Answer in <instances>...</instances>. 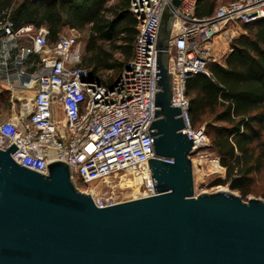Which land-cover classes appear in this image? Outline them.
<instances>
[{
	"label": "built area",
	"instance_id": "built-area-1",
	"mask_svg": "<svg viewBox=\"0 0 264 264\" xmlns=\"http://www.w3.org/2000/svg\"><path fill=\"white\" fill-rule=\"evenodd\" d=\"M199 2L181 0L174 7L170 42L172 104L183 120L180 130L194 141L192 158L209 145V137L204 126L192 124L187 79L209 75L213 42L226 23L264 18V0H230L208 16L197 15ZM167 4L172 0H131L138 33L132 56L111 85L92 78L81 64L77 33L61 32L51 42L45 27L16 28L10 12L0 18V90L10 92L13 110L20 106L15 116L1 118L0 113V147L7 149L14 142L15 161L43 173L50 160L64 159L100 207L157 194L149 161L156 155L157 37ZM27 89H35L32 98L16 94ZM112 175L119 176L120 185L131 182L130 198L118 199L108 186L102 194L93 193L92 185Z\"/></svg>",
	"mask_w": 264,
	"mask_h": 264
},
{
	"label": "water",
	"instance_id": "water-1",
	"mask_svg": "<svg viewBox=\"0 0 264 264\" xmlns=\"http://www.w3.org/2000/svg\"><path fill=\"white\" fill-rule=\"evenodd\" d=\"M180 3L165 5L157 37L159 118L149 161L157 194L100 207L64 159L43 173L15 161L14 142L0 147V264H264V199L195 193L194 141L172 104Z\"/></svg>",
	"mask_w": 264,
	"mask_h": 264
},
{
	"label": "trees",
	"instance_id": "trees-1",
	"mask_svg": "<svg viewBox=\"0 0 264 264\" xmlns=\"http://www.w3.org/2000/svg\"><path fill=\"white\" fill-rule=\"evenodd\" d=\"M218 0H200L198 16L215 12ZM10 12L16 28L33 24L47 25L49 40L55 42L66 27L89 30L86 54L81 64L90 75L107 85L100 77L101 70H123L133 53L138 33L135 15L120 3L108 0H0V18ZM246 33L231 40V52L225 63L211 62L209 75L198 73L187 79L192 124L206 119L207 134L226 168V178L232 189L243 196L255 174L264 169V18L243 23ZM109 42L111 49L104 43ZM124 55L117 60L114 53ZM10 92L2 90L0 106L10 105Z\"/></svg>",
	"mask_w": 264,
	"mask_h": 264
},
{
	"label": "rangeland",
	"instance_id": "rangeland-1",
	"mask_svg": "<svg viewBox=\"0 0 264 264\" xmlns=\"http://www.w3.org/2000/svg\"><path fill=\"white\" fill-rule=\"evenodd\" d=\"M116 0H109V4H114ZM230 0H218L217 6L228 2ZM64 32H73L77 33L81 46H82V56L86 54V45L89 37V30L79 31L74 28L66 27ZM242 33H246V29L243 27V23L241 21H231L225 24L221 32L215 37L213 42V52L215 56V60L213 62H220L225 63L226 58L230 54L231 45L230 42L233 38L238 37ZM104 47L106 49H111L110 43H104ZM114 57L117 60H124V55L122 53L116 52L114 53ZM120 74V70L118 69H109V70H101L100 77L105 82H111L118 78ZM2 90H0V93ZM20 106H18L19 110ZM209 122H212L210 119H206L198 124V126H204L205 130L208 129ZM209 137V145L202 150L199 155H195L193 157V171H194V183H195V193H202L204 191L208 192H215L220 189H230L237 194H240L244 199H248L249 197H261L264 199V169L255 174L253 177V181L244 185L249 189L247 195L243 196L239 190L232 189L230 186V181L227 183H219L217 182L219 179L226 178V168L221 164L220 155L217 150L211 144V136L208 134ZM203 156V157H202ZM198 157L203 158V162L197 165L194 164V159ZM212 160H216L217 163L220 165V168L216 167ZM200 173V174H199ZM114 176V175H113ZM76 185L83 191L89 190V186L83 184L77 177L74 178ZM118 180V179H117ZM105 182L111 185L113 183L112 177H108L105 179ZM98 183V182H97ZM95 183V184H97ZM123 189L122 185L117 184L116 191ZM107 191V187L102 190V193ZM120 193H117V196ZM130 196L120 197V199L130 198ZM119 197V196H118Z\"/></svg>",
	"mask_w": 264,
	"mask_h": 264
},
{
	"label": "bare ground",
	"instance_id": "bare-ground-1",
	"mask_svg": "<svg viewBox=\"0 0 264 264\" xmlns=\"http://www.w3.org/2000/svg\"><path fill=\"white\" fill-rule=\"evenodd\" d=\"M202 157H198L197 159H194V164L197 165L199 163H202L203 162ZM212 161L214 162L216 167L220 168V165L217 163L216 160H212ZM108 177H112L113 183L111 185H109V183L105 182V179H106L105 178L104 180H101V184L92 185L91 187H92V191L94 194H102V190L104 189L105 186L110 187L112 189L113 194H115L116 196H117V193L119 192L120 195H118L119 196V197H117L118 199H120V197L130 196L132 194L133 189L130 186L131 185L130 181H128L126 184H122L123 189L116 191L117 184L122 183L121 182L122 180L119 178V176H113L112 175V176H108Z\"/></svg>",
	"mask_w": 264,
	"mask_h": 264
},
{
	"label": "crops",
	"instance_id": "crops-1",
	"mask_svg": "<svg viewBox=\"0 0 264 264\" xmlns=\"http://www.w3.org/2000/svg\"><path fill=\"white\" fill-rule=\"evenodd\" d=\"M109 3V0H108ZM120 3L122 7L126 8L128 7V9L130 10V3L131 0H116L114 4ZM42 27H45L49 30L47 25H42ZM66 30V29H65ZM64 32V31H63ZM231 51V49H230ZM16 94H22L27 98H32L35 95V89H27V90H18L16 92ZM10 101V99H9ZM18 110V105L15 107V109L13 110V108L11 107V104H7L5 105H1L0 106V113H1V118H9L12 116H15L16 111Z\"/></svg>",
	"mask_w": 264,
	"mask_h": 264
}]
</instances>
